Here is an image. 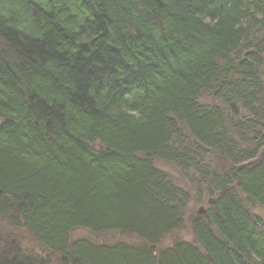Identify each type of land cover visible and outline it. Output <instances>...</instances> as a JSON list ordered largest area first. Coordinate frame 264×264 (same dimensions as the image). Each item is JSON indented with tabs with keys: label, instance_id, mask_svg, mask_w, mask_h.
<instances>
[{
	"label": "trees",
	"instance_id": "obj_1",
	"mask_svg": "<svg viewBox=\"0 0 264 264\" xmlns=\"http://www.w3.org/2000/svg\"><path fill=\"white\" fill-rule=\"evenodd\" d=\"M252 208L264 210V0H0L9 225L63 264H264ZM187 220L193 241L162 246Z\"/></svg>",
	"mask_w": 264,
	"mask_h": 264
},
{
	"label": "rangeland",
	"instance_id": "obj_2",
	"mask_svg": "<svg viewBox=\"0 0 264 264\" xmlns=\"http://www.w3.org/2000/svg\"><path fill=\"white\" fill-rule=\"evenodd\" d=\"M204 103L211 104V101L207 98H203ZM219 171H223L227 167L225 161L220 160L216 162ZM155 166L161 171L165 172L170 179H172L176 185L186 188L182 176L178 171L169 165L164 163L155 162ZM211 198H202L200 203L191 204L187 209V216L189 218L197 216V211L201 208L207 209L210 205ZM252 213L262 219H264V210L260 208H252ZM189 220L186 221L185 226L178 232L168 236L162 242V246H169L172 242L183 240L192 242V234L190 232ZM78 238H84L87 241L94 243H102L111 245L115 242H123L126 244L136 243V239L132 236L118 235L111 233L109 235H94L87 230H74L71 233L70 240L75 241ZM0 255L5 258H19L28 262L29 264H63L61 258L55 255L41 245H39L30 234L23 227H12L8 222L0 216Z\"/></svg>",
	"mask_w": 264,
	"mask_h": 264
},
{
	"label": "water",
	"instance_id": "obj_3",
	"mask_svg": "<svg viewBox=\"0 0 264 264\" xmlns=\"http://www.w3.org/2000/svg\"><path fill=\"white\" fill-rule=\"evenodd\" d=\"M208 204H209V205H210V204H212V201H211V202H209ZM196 214H197L198 216H201V215H203V214H204V210L200 208V209L197 211V213H196Z\"/></svg>",
	"mask_w": 264,
	"mask_h": 264
}]
</instances>
